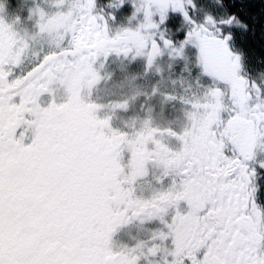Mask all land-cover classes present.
<instances>
[{"label":"snow or ice","instance_id":"6c2138e0","mask_svg":"<svg viewBox=\"0 0 264 264\" xmlns=\"http://www.w3.org/2000/svg\"><path fill=\"white\" fill-rule=\"evenodd\" d=\"M53 2L59 6L65 0ZM68 2L66 11L47 14L39 7L34 10L38 17V34L52 37L57 46L67 37L69 46L44 55L36 54V62L23 71L7 91L3 82L14 78L15 73L6 72L0 66V111L16 101L19 112L24 115L36 113L44 117L48 109L41 104V97L51 95L57 80H67L89 58L107 57L112 52L125 56L131 52L133 58L145 56L150 67L163 49H169L170 56L180 57L184 46L191 44L197 50L201 72L215 86L206 90L203 102L185 101L198 110L187 113L192 121L190 127L177 133L153 128L146 120L131 138L138 176L146 175V162L152 160L163 169V176L171 174L173 179L166 189H159L147 198L127 193L125 207L107 217L104 231L94 237L93 249L88 243L92 235L85 227L88 211L74 215L72 231L68 233L62 226L59 206L47 205L31 192L24 196V209L42 213L38 237L27 245L12 240L11 226L4 215L5 206L24 182V172L31 169L35 173L33 178L39 189H55L70 182V166H52L40 145L29 155L7 153L5 144L19 121L10 122L5 130L0 120V264H137L141 255H157L160 244L153 243L146 253H137L135 248L115 250L110 246L111 235L133 218L143 221L154 217L159 218L166 230L155 232L152 239L166 241L170 238L172 245L168 250L171 259H165L164 264H264V236L252 233L249 219L260 216L264 222V209L254 202L255 169H250L247 163L260 143L257 122H264V88L243 74V53L235 50L238 40L241 44L247 43L248 36L255 34L257 24L264 37V0H213L215 10L199 20L194 19L185 6L194 9V0H143L141 6L133 0V16L143 7L144 23L135 29L123 28L114 35L109 34L107 25L115 16L112 13L96 15L95 0ZM124 4L125 0H119L117 10ZM152 5H155L159 23L154 19ZM169 11L178 13L183 22L191 26L185 30L179 46L159 31L160 24L167 22ZM150 30L159 31V35ZM3 32L0 27V34ZM27 47L24 43L11 55L16 68L22 65ZM4 50L5 45L0 40V65ZM87 66L91 82H97L99 74L90 64ZM225 87L231 98L230 112L224 110ZM250 87L255 89V99L249 95ZM113 107L126 108L127 101L117 102ZM217 125H222L223 131L213 136ZM158 133L177 137L179 147L174 149L164 143L157 138ZM261 165L264 166V161ZM181 201L186 205L183 208ZM169 214L170 218L165 219ZM53 225L64 251L52 260L34 258L39 250V235L52 231ZM64 236L68 239H63ZM245 236L250 238L244 239Z\"/></svg>","mask_w":264,"mask_h":264},{"label":"flooded vegetation","instance_id":"af4514ba","mask_svg":"<svg viewBox=\"0 0 264 264\" xmlns=\"http://www.w3.org/2000/svg\"><path fill=\"white\" fill-rule=\"evenodd\" d=\"M212 2L213 0L209 1ZM21 4V0H0V23L4 22L7 28L0 34V40L5 45L2 53L3 63L0 66L6 72L15 73L14 78L3 82L5 91L14 86L15 80L20 78L22 72L36 62V54L44 55L60 50L59 46L50 48V51L47 48L42 51L36 47L38 50L33 52L34 48L30 42L31 37L36 38V35L24 27V16L29 13L24 11ZM185 6L189 7L194 19L199 20L196 9L187 4ZM213 6L214 11L215 4L212 8ZM171 14L176 15L179 22L183 23L178 13ZM100 15L105 16L102 12ZM131 20L133 21L128 18L124 20L125 24H118L116 27H113V22L119 20H110L107 25L109 34L114 35L127 28ZM249 23L251 28L252 22ZM254 35L256 34L252 36ZM168 38L175 41L172 37ZM24 43H27L28 47L24 52L23 63L20 68H16L10 57ZM252 48L254 49L255 45L249 38L247 43L241 44L238 40L235 45V50L243 53V74L264 88V53H253ZM196 52L192 56L184 48L183 55L177 57L167 55L169 49H163L150 67L147 66L145 56L133 58L131 52L127 56L115 52L107 57L101 55L107 68L106 83L102 85V90H106L109 97L105 93H100L98 83L95 85L83 83L79 68L67 80L63 78L57 80L50 96L41 97V104L48 109L44 117H39L36 113L24 115L19 112V103L16 101L6 104L0 111V120L3 121L5 130L10 122L19 121L11 129V135L5 144L7 153L15 156L29 155L36 150L37 145H40L50 157L52 166H70L71 177L67 184L55 189L41 190L33 178L35 173L31 169L24 172V182L17 192L11 194L4 212L5 219L11 226V238L15 243L31 244L38 237L42 213L35 209L31 211L24 209V196L29 192L45 201L47 205L59 206L62 211L60 217L62 226L67 228L68 233L72 231L74 215L82 210L88 211L85 227L92 235L93 239L88 243L89 248L93 249L94 237L104 231L107 217L116 215L125 207L127 193L147 198L157 190L169 186L173 176L171 174L163 176V169L152 160L146 162V175L136 174L137 164L132 155L130 140L143 127L146 120L153 128L171 129L177 133L191 126L192 121L187 113L198 110L185 101L203 102L206 99V90L215 86L210 82V78L201 72ZM190 58L194 59V62ZM93 67L96 68L95 65ZM93 70L97 72L96 69ZM130 72L137 76L128 77ZM181 91L186 92L182 94ZM248 92L255 99V89L250 87ZM101 97L108 99L101 100ZM122 101H127L126 108L113 107L115 103ZM92 104L99 107L92 108L90 107ZM135 107H138L137 111H134ZM231 108L229 90L225 87L224 110L230 112ZM60 117L63 119H59ZM257 123L258 131L261 133L260 143L254 149V157L247 163L250 169H255L252 180L256 186L254 202L264 209V166L261 165L264 161V122ZM222 131L223 126L217 125L212 134L216 136ZM157 138L174 149L179 147L180 141L175 136L158 133ZM148 147H152L151 142ZM161 177L162 179H158ZM185 206V202L181 201L180 207ZM169 218L170 214L165 216V219ZM249 219L252 233L257 237L264 236V222L261 217ZM161 230L166 228L159 218L143 221L140 218H133L116 228L111 235L110 246L115 250L135 248L137 253H146L153 243H159L160 251L157 255H141L137 264H164L165 259H171L168 254L172 247L170 238L166 241L152 239L153 234ZM63 239L67 240L68 237L64 236ZM60 241L61 237L53 225L52 231L39 235V250L34 258L49 260L58 258L64 251V245ZM197 255H202V252Z\"/></svg>","mask_w":264,"mask_h":264},{"label":"rangeland","instance_id":"374dc122","mask_svg":"<svg viewBox=\"0 0 264 264\" xmlns=\"http://www.w3.org/2000/svg\"><path fill=\"white\" fill-rule=\"evenodd\" d=\"M209 1L210 0H194L195 9H196V16L198 17V19H200L207 12L213 11L214 6L212 8V5H214V4H212L213 2L209 3ZM21 2H22L21 6L23 7L24 11H27L29 13L26 16H24V20H25L24 27L29 29V32H31V33L33 31L36 35V38L34 37L32 39V37H31V42H30V45L33 46V48H34L33 52H36L38 49H42V51H44L45 48H47L48 51H50V48L53 49L54 46H57V45L54 42L52 37H50L48 35L38 34V32H37L38 29L36 26V21H37L38 17L34 14V10L37 7H39L40 9H42L47 14H52L58 10L59 11H66L68 6H69L68 0H65V3L63 5H59V6H57L53 2V0H37V2L34 0H26V1L21 0ZM135 3L137 6H141L143 3V0H135ZM118 5H119V0H95V9H94L95 14L98 15L99 13L101 14V12H102L106 16L107 14L112 13L115 16V19H118L119 21H121V22H119V21L113 22V27L118 26V24H120V25L125 24L124 20H126L128 18L133 19V21L132 20L130 21V23L127 25V28H133L134 29L136 27H139L142 23H144L143 7H141V11L139 13H137L135 16H133V11H134L133 0H125V4L121 10H117ZM151 10L153 12L154 19H157L156 22L159 23L155 5L151 6ZM170 15H174V14H171V12L169 11L168 16H170ZM174 16H176V15H174ZM26 21H29V23H27ZM3 23L2 22L0 23L1 27L3 29H7ZM183 23L182 22L180 23V27L183 28V30L185 32V30L191 26L186 24V23H184V24ZM153 31H156V30H153ZM159 31H163V32L165 31V29L162 27V24H160ZM159 31H156V35H159ZM29 32L26 31V33H29ZM183 37H184V35L182 36V39H183ZM181 40L175 41L176 44L179 45ZM38 44H39V46H37ZM61 46H63V47L69 46V41H68L67 37L65 38V40L61 43V45L59 47H61ZM36 47H39V48L36 50ZM184 48L188 52V54H191L192 56L197 51L195 46L191 45V44L185 45ZM167 55H169V54H167ZM190 59H192V58H190ZM192 61L194 62V59H192ZM88 64L91 65L92 70L96 69L97 70L96 73H98L100 76V79L95 83H92L91 79H89L91 77V72L87 66ZM93 65H95L96 68H94ZM139 66H140V64H139ZM106 69L107 68L105 66V62L102 61V57L98 56L95 58H89L85 62V64L80 67V74L82 76L83 83H86V84L89 83V84H93V85L98 83V85H100V90H101L100 93H105L109 97V94L107 93V91L102 90V85H105L104 83H106V77H107ZM137 72H139V71H137ZM139 73H141V72H139ZM133 76H137V75L134 72H130V74H128V77H130V78H132ZM184 92H186V91H181L182 94H184ZM108 97H106V98L101 97V100H107ZM131 97L133 98L134 95H132ZM133 109H134V111H137L138 107H135Z\"/></svg>","mask_w":264,"mask_h":264},{"label":"trees","instance_id":"16d2710c","mask_svg":"<svg viewBox=\"0 0 264 264\" xmlns=\"http://www.w3.org/2000/svg\"><path fill=\"white\" fill-rule=\"evenodd\" d=\"M249 22H251V21H249ZM162 27L165 29L164 34L167 37H172L173 39H175V41L181 40L182 36L184 35L183 34V28L180 27L179 19L174 15L168 16L167 22L162 24ZM257 33H259V35ZM255 34L256 35H254V36H252L253 34L248 36L250 41L252 40V43L255 45V48L254 49L252 48L253 49L252 51H253V53L258 52L259 54H263L264 53V39H262L261 31H260V28L258 27V25L256 26Z\"/></svg>","mask_w":264,"mask_h":264}]
</instances>
